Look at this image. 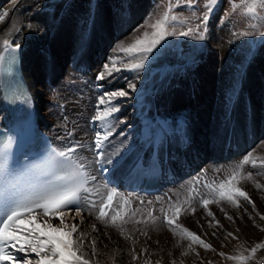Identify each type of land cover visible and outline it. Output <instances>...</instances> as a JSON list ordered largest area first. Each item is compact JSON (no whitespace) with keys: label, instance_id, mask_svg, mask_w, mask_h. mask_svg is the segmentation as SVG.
I'll return each mask as SVG.
<instances>
[{"label":"bare ground","instance_id":"obj_1","mask_svg":"<svg viewBox=\"0 0 264 264\" xmlns=\"http://www.w3.org/2000/svg\"><path fill=\"white\" fill-rule=\"evenodd\" d=\"M55 1L57 2V0H36V1L19 0L16 3L10 18L0 21V36H3L5 34V32L10 28L13 22H18L21 28V31L19 33H14L10 37V39L12 40L13 45H15V43L17 42L21 45V65L27 85L30 90L32 102L35 105L38 123L45 132H47L49 135L52 136L54 143L57 146H59L60 149L66 150L69 147L76 148L78 145L80 146L77 150V155L79 159L82 160L87 165V170L90 173V175L96 178L95 181L92 182V185L96 190L97 189L99 190V195H97L100 198L99 201L106 194V190L114 188L117 193V195L114 196V201L117 205H119L122 202L123 198L127 197L130 200V205L132 208L143 209L145 211V212L144 211L139 212L136 217L137 219L138 217L142 218V216L146 215L148 210L153 209L154 215L158 214L162 220L163 219L162 210H164V212H167L169 215H171V212L168 211L169 207L163 208L162 210L159 209V205H163V204H159L160 202L162 203L168 202L165 201L167 200L166 199L168 192L167 187L160 189L159 193L162 194L161 195L162 197L160 196L158 198L157 196L155 197L154 194L142 196L140 194H137L136 192H131V191L123 192L120 190L119 186L116 187L115 184L120 179V177L127 169V167L131 164V162L135 160L136 157H138L139 155H143L144 157L146 155L148 156L149 151L147 149L145 150V146L143 142L148 141L149 139H151L149 143L153 141V139H157V138L162 140V143L164 144L161 143V145L159 146L157 145V147L160 148L163 151V153L167 152L166 161L169 168L174 169L179 167L180 168L185 167V170L190 172L196 168L199 169L200 166L202 165L200 164V162L203 159L208 158V155L215 158L224 157L226 153L224 152L225 150L232 153L233 151L236 152V150L240 151L241 148L244 147L245 144L243 143L244 138L243 135H241L240 129L238 127V124L240 125L241 122L240 123L236 122V125H234V127L230 125L228 129L226 130L222 129L221 132L218 131L220 132L219 134L213 133L211 135L213 145L209 148L207 153L203 152L202 146L203 144H206L207 135L198 133V131L195 130V126L201 124V122L203 123V121H201V118L200 119L198 118L197 121H194L190 114L191 112L190 109L200 108L202 110L201 112L204 111L203 116L205 119L206 118L205 111L208 110V103L210 108L216 107L217 108L216 110L218 111L220 110L222 111V113L228 111V113L231 114V117L233 114V109L235 110V113L240 111L239 109L240 105L238 103L239 100L236 97L235 98L237 99V101L235 102L233 101L234 105L232 107L228 106V108L226 109L227 106L225 107L224 105L223 107L224 109H220L219 106H222V102H216L215 100L213 101L214 92L213 89L210 88L209 78H208L209 76L214 75L216 74V72H218V70L215 71V69H212L211 67V64L215 62V59L221 58V62L224 64L225 61L229 60L227 58L228 56H230L231 53H232L231 55L233 56L236 53L235 48L232 47V45L229 43V41L231 40L229 38L231 37H229L230 31H228L227 29L228 26L224 25V23L219 25L220 27L218 34V41H219L218 43L220 44V46L216 47L215 45L214 46L211 45L212 43L210 44V40H209L208 48L205 49L204 54L202 55L203 57L201 56L202 60L199 61L200 63L198 62L195 64L196 66L194 68L199 69L198 74L201 75L199 76L201 77L200 80L196 82L195 81L196 76H194L193 79L189 77L191 80L189 81V83L187 82L186 83L187 86L190 85V87L184 85L186 83H184L183 85L178 84L177 81L175 83L174 80L168 83V85L166 86L172 92L176 91L181 94L183 93V96L176 98V96H173L175 92H173L174 94L170 92L167 94L166 103L163 106H161L154 98L150 96L151 94L148 93L147 95L146 94L142 95L139 101L142 103L141 105L144 106L142 108H139L137 112L140 120L139 123L140 124L142 123L144 126L141 129V132L143 129H146L144 131V137L143 135L139 136L140 134L138 135V133L137 136L134 135L136 137H133L132 134L126 132L127 130L125 129V127L120 128L117 131L114 128L113 135L105 143L103 150L104 151L103 159H96V154H92L90 148V137L92 135L94 136V131L87 129L86 126L80 124V121L73 122L71 116L69 115V109L72 107L71 104H66L67 112L65 117L63 118L65 121H62L61 119L62 111L58 112L57 110L58 102L56 101V107H57L56 109L53 107L54 102L46 103V98L48 97L47 94L51 92L48 91L49 86H47L46 84H48L52 80L55 83L54 85L56 86V88H58L59 86L63 85L64 81L67 82L66 80L70 76L69 71L73 72V70L75 69L82 70L84 75L85 73H89L91 71L90 61L92 60L93 62L95 61V59L87 58L88 52L93 50L95 47H97L101 51L100 52L101 55L102 53L101 47L105 43L110 44L111 42H113L111 38L114 36L113 29L115 27L113 28L112 24L115 23L116 21L118 22V20L120 19L124 20L125 17L124 16L116 17L114 15L115 11H118L119 9H114L112 0H101V4L99 5L97 12L94 11L92 8L90 9L88 7L85 10L83 9L84 11L83 13L77 12L76 7L79 8V6L76 1L70 0L69 2H67L68 3L67 5H63L59 8H55V4H56ZM2 2L6 3L8 1L0 0L1 4ZM11 3L12 2H10V4ZM92 22H94L93 26H91ZM28 25H31L32 27L29 28ZM121 33L123 32L121 31L120 33L117 34L119 35V38L117 37L118 38L117 44L123 43L125 46H127V44L135 38L133 35L130 34L122 35ZM214 43L216 44V42ZM68 50L74 52V59H72L73 58L72 57L71 60L70 59L67 60V58L65 60L64 57L68 53ZM100 55H97L96 57H99ZM246 55H247L246 53L243 54L242 59L240 60L242 63L240 62L241 64L238 65L239 67L236 66L237 68L235 70L232 69L230 63L227 64V66H229L234 72L237 73L236 74L237 76L238 74L241 73L240 70L244 63L243 60L246 58ZM162 57H163L162 53H157L153 57L151 56L149 61L147 62H150L153 65L154 69H156V67L159 66V64L162 66L161 63ZM237 62L238 61H236V63ZM253 62L254 63L250 66V69L254 71L255 74L257 73L256 71V67L258 66L257 64L261 62V58L260 57L254 58ZM156 73L157 72L155 73L153 72L151 74L152 76L146 78L144 82L146 84H150L152 79H154L160 74V73L158 74ZM164 76H169V74L168 73L164 74ZM40 77L46 80L47 82L45 81L46 82L45 84L43 80L38 82V79H41ZM257 80L258 79L249 80L248 78L245 80V84L247 85V88H250L249 89L250 98H251V93L253 94V92H250L253 91L252 85H254L255 81ZM164 81L165 80H162V82ZM202 82L203 84L199 85V83ZM242 86L243 89H245V85L242 84ZM190 88H192L191 91ZM185 92L187 95L185 94ZM70 95H72L71 92ZM175 98L177 100H175ZM64 99H66V92H65V97L60 96L59 101L61 100L64 101ZM149 99L155 100L154 103H152L154 106H147L149 103L148 102ZM256 101L257 99L255 98L250 99V101H248L246 105L247 106L248 104L249 106L251 105L250 108H252L253 106L257 107ZM258 109L259 110L261 109L260 106ZM247 110L249 111V108ZM142 111L145 112L144 115L140 114ZM242 112H245L243 115L245 114L246 116L249 115L248 112L246 111H242ZM58 113H60V115ZM93 115L94 114H91V116L89 115L90 116L89 122L91 123V125H93L96 128L98 127V124L94 125L91 120V117ZM75 118L78 119L79 117H75ZM216 119L217 116L212 118L211 121L213 122ZM7 120H8V114L5 112L3 101L0 94V125L2 126L5 125L7 123ZM198 120H200L201 122H198ZM214 123L215 122H213V125ZM232 131H234L235 133V138H234L235 142L233 143L235 145L233 148L231 147L232 149H227L225 147L223 149V146L219 145V142L222 139L221 134H223L224 132V134L228 135V138L231 139ZM247 132L248 134H252L253 133L252 127L249 126L247 128ZM115 133H119V134L117 136H114ZM178 137L186 138L187 140H189V142L186 143V145L183 147L184 144L179 145L180 142L179 140H177ZM87 139L89 143L87 142ZM231 141L233 140L231 139ZM247 141H249L248 138ZM172 142L175 143L176 145L175 144L172 145ZM260 145H262L261 141H260ZM260 145L258 144L254 149L252 148V150L250 147L249 152H252V154L255 152L258 153L260 151L259 150ZM217 146H219V148ZM95 160H98L99 163H102L104 165V168L107 169V171H102L100 173L95 172L92 167L93 161ZM109 160H112L113 163H108ZM116 160H119L120 163L115 164ZM201 172L202 173H200V176L198 178L190 176V179H188L184 183L187 184L186 194L185 193L183 195L178 194L176 197H174L175 198L174 202L178 201L179 206L186 207V205H184V201L188 198L187 194H189L190 190H192L194 193H197L195 192V189H196V185L198 184H195L194 183L195 181L200 180L201 185L206 184L204 176L208 174L207 173L208 171L201 169ZM241 187L243 188V190H245L248 193L249 197L255 204V209L253 208V205L249 204V206L252 207L254 211L255 210L260 211L261 209H262L261 212L264 211V208H262L263 206L262 201L259 200L260 198L257 195V193L254 192L249 193V190L247 189V186L244 183L241 184ZM169 190L172 192L170 188ZM195 197L197 202L191 201V203L197 207L196 213L188 214V212H185L183 215H181L179 223H181L184 227H187L189 230L195 233L197 232V229H195L192 226V224L193 221H199V223H201V227L203 226L202 227L203 230L208 231L209 228H206L205 226L209 227L210 220H208V218L204 216L203 213L204 210L203 208L199 207L198 204V201L202 196H200L199 193H197ZM155 198L157 202L153 203ZM160 199L161 201L158 203ZM212 205H210L209 208L214 213L215 219L218 221H222L221 220L222 214L220 213V210L215 209L216 205L214 206ZM245 205L247 204H244V206ZM130 210L131 209H129V211ZM224 210L225 212H227L229 216H232L233 219L236 218V216H238L239 214L242 215V210L239 208H234L230 206V207H224ZM71 216H74V212L66 214V223L69 226L72 223H76L79 225L80 217H75V219L73 220L71 218H68ZM245 217L247 218V216ZM83 219H84V224L82 225V230L90 233L89 242H88L89 259L90 260L94 259L97 262V264H145V261H149L150 259H152V257L158 260L160 259V261H166L165 260L166 257L176 258L177 260L180 257H182L180 258L181 261H186L187 264H201L198 262L199 259L201 260V258H206V259L211 258L210 259L211 263L223 264V263H227L226 260L227 256L224 257L218 256L219 253L221 252L226 253L229 252V250H234V245H236L235 249L242 248L243 246L242 241L246 239V241L250 242L252 241V239L254 240L256 238V235L252 231L246 232L243 229L246 225H248V224L246 225L244 224L245 222L243 221L245 220H243L242 223L240 222L239 224H235V225L233 224L232 225L233 228L231 229L230 227L231 230H229L231 231V233L234 234L233 236L238 238L239 240L227 236L226 232H228V230L224 232L222 231L223 229L222 227L216 228L215 226H212L210 227L209 232L206 231L205 234L203 233L204 236L202 240H204L207 244L211 245L212 249L215 248L217 252L213 250H205L203 248L198 250V255H197V251L195 247L196 243H193L190 238L189 240L187 239L188 241H185L184 239H181L179 236L174 237L172 233L165 228H160L159 231L149 230L148 234L150 235L148 238L143 237L142 239L139 238L137 239L135 237L137 240L134 239L136 240V243L133 245L131 240L126 241L123 237L119 235L117 231H115L111 227L105 228L100 224L99 221L95 220L93 216H89L87 212L83 214ZM228 220L229 219L224 218L222 223L224 222L226 225L228 224L227 223ZM239 220L240 218H238V221ZM55 223L58 225L59 221L57 220ZM231 223L232 222H230L229 224ZM92 224L97 225L98 232L95 233L92 232L91 229ZM25 226L27 227L29 225L26 224ZM135 226L139 228L142 227L141 225L138 224H132V223L127 224L125 225L126 232L127 233L133 232V227ZM249 229H251V227ZM216 231L218 232V238L212 239L210 237V232L215 233ZM105 232H107L108 235H105ZM55 235H60V233H55ZM171 237H173V239L177 238V241L178 238L181 239L182 244L179 241V244H181V246L179 245L180 247H178V245H176L175 242L172 241L173 239ZM92 238L96 239L97 241L96 247L98 249V255L94 258L91 255L90 240ZM189 245H191V247H189ZM142 249H146L147 251L142 253L141 252ZM133 251L138 257L137 260H135V262L131 261ZM185 252L187 253V255H183V253ZM19 255H23V253ZM220 260L223 261V263H220ZM249 262L250 264H254L253 260H250Z\"/></svg>","mask_w":264,"mask_h":264},{"label":"snow or ice","instance_id":"obj_2","mask_svg":"<svg viewBox=\"0 0 264 264\" xmlns=\"http://www.w3.org/2000/svg\"><path fill=\"white\" fill-rule=\"evenodd\" d=\"M195 3L196 0H188L186 6L193 8ZM217 3L218 0H206L201 17H196L193 12V17L199 22L195 26H188L191 18L181 19L171 14L173 6L170 2L167 11L154 23L149 22L152 16L145 21V25L151 28V32L144 31L142 36L135 37L127 46L123 43L117 45L95 79L102 81L121 71L134 72L138 76L150 57L160 53L170 37L191 36L195 40L204 41L210 15ZM238 7H243L241 13L243 16L264 21V16L257 15L258 8L264 9V0H240L239 5L231 4L233 12ZM6 17L7 12L0 14V21ZM145 25L140 27L144 28ZM28 27L32 26L28 25ZM251 27L255 28L256 25L252 24ZM20 31L18 22H13L5 34L0 36V75L10 74L15 67L21 45L18 42L13 45L10 37ZM252 34L251 32L243 33L246 36ZM259 35L264 36V32H260ZM127 88L136 91V85L131 80L128 81ZM128 94L127 90L121 88L97 97L96 111L91 120L94 125L98 124V127L94 129V137L90 145V148L95 150L96 159L104 157L105 143L113 135L114 121L117 120L115 114L120 111L119 100L127 97ZM119 122L123 123V120ZM12 143L11 138L0 143V264H97L94 259L90 260L88 255L90 233L82 230L85 212L93 216L105 228H113L126 241L131 240L133 245L136 240L126 232L125 228V225L130 223L142 226L133 228V232L138 231L142 236L148 237L149 230L159 231L160 228H166L174 237L190 238L193 243H198L205 250L214 251L211 245L200 236L179 223L181 215L185 212L195 214L197 211V207L191 203L197 193L192 190L184 201L186 207L179 206L178 201L169 202L168 211L171 215L162 210V220L154 215L153 210H148L142 218L134 219L140 210L132 208L127 197L117 205L114 201V196L117 195L114 188L106 190V194L98 203L89 199V196L93 194L90 184L96 178L88 173L87 165L79 159L77 155L79 145L66 150L49 146L38 159L17 166L10 152ZM252 155L249 152L244 156L242 162L230 170L218 183L214 180L210 184H204L208 192L199 199L198 204L208 217H212L215 225H219V221L215 219L214 213L209 208L212 204L220 206L223 202L231 207L239 208L241 206L239 201L242 198L255 209V204L241 187L243 182L251 180L253 176V172L245 173L242 171L243 168L250 162L252 168L257 167L255 159L250 161ZM108 163L113 161L109 160ZM119 163V160L115 161V164ZM261 164L264 165V161ZM101 171H107V169L101 168ZM194 183L199 184L200 180ZM256 187L260 188V185L257 184ZM95 194L99 195L98 189ZM220 210L225 211L223 207ZM72 212L74 216L68 218L74 220L75 217H80L79 225L72 223L69 226L66 223V214ZM225 216L233 220L227 212ZM260 219L264 220V215H261ZM57 220L58 225L55 223ZM212 221H209V227L214 226ZM26 224L29 226L26 227ZM91 229L94 233L98 232L96 224H92ZM105 235L108 233L105 232ZM227 236L236 239L231 232H228ZM90 244L91 255L94 258L98 255L96 239L92 238ZM261 249H264V242L245 249L247 255H229L227 259L236 261L237 264H248ZM145 251L147 250H141L142 253ZM21 253L23 255H19ZM219 255L224 257L225 253L221 252ZM137 258L133 251L132 260L135 261ZM145 264H151V262L145 261Z\"/></svg>","mask_w":264,"mask_h":264},{"label":"rangeland","instance_id":"obj_3","mask_svg":"<svg viewBox=\"0 0 264 264\" xmlns=\"http://www.w3.org/2000/svg\"><path fill=\"white\" fill-rule=\"evenodd\" d=\"M7 1L8 2H6V3H3V2H2V4L0 3V14L7 12V17L4 20L10 18V16L12 15V12L14 10V7L19 0H15V2H14V0H7ZM21 1H24V0H21ZM69 1L70 0H57V2L55 1L56 2L55 8H59L63 5H67L68 4L67 2H69ZM73 1H76L78 3L79 8L76 7L78 13H80V12L83 13L84 12L83 9L85 10L88 7L90 9L92 8L94 11L97 12L99 5L101 4V0H73ZM10 2H12L13 4L12 3L10 4ZM112 2H115V1L112 0ZM170 2L173 6V12L171 14L177 15L181 19L191 18V23L188 26H195V24L198 23L199 21L195 17H193V12H195L196 17H201L202 13L204 11V5L206 3V0H196V3H195L193 8H188L186 6L188 3V0H178V6H177V0H116V3L118 5H114L113 7H114V9H119L120 11L119 10L115 11L114 15L116 17L117 16H124L125 18H124V20L120 19V20H118V22L116 21L115 23L112 24L113 28L115 27L113 29L114 30V32H113L114 36L111 38L113 41V42H111L112 44L111 43L110 44L105 43L101 47L102 48L101 55H100L101 51L97 47H95L93 50L88 52L87 58H94L95 59V61H93V62H92V60L90 61L91 71L89 73H85V75H84L82 70H76L75 69V70H73L74 73L72 71H69V74H70L69 78L70 79L67 78V80H66L67 82H65L63 79V81H64L63 85L65 84L64 86L61 85L58 88H56V86L54 85L55 83L52 80H51V82L46 84L47 86H49L48 91H51L50 93L47 94L48 97L46 98V103L47 102H51V103L54 102L53 107L55 109L58 107L57 108L58 112L62 111L61 112L62 121H65L63 118L65 117L66 112H67L66 104H71L72 107L69 109V115L71 116L73 122L74 121H80V124L86 126V123H87L86 117L89 115L91 116V114H95L96 106H97V97L103 93L112 92V91H115L117 89L123 88V89L127 90L129 94L127 97L120 98V100H119L118 106L120 108V111L115 114L117 117V120L114 121V128L117 131L120 128L125 127V129L127 130L126 132H129V134H132L133 137H136L137 133H138V135L140 134L139 136L143 135V137H144V131L146 129H143L141 132V129L144 126L142 123L141 124L139 123L140 120H139L138 112H137L139 110V108H142L144 105H141L142 103L139 101V99L142 97L143 94L147 95L149 93V94H151L150 96L152 98H154L158 102L159 105L163 106L166 103L167 94L172 92L171 90H169L166 87L168 85V83H170L171 81L174 80L175 83L177 81L178 84L183 85L186 82L189 83V81L191 79H193L194 76H196L195 77L196 82L198 80H200L201 77H199V76H201V75L198 74L199 69L194 68L196 66L195 64L202 60V57H203L202 55L204 54L205 49L208 48L209 40H210V44L212 43L211 45H213V46L215 45L216 47L220 46V44L218 43L219 42L218 41V34H219V27H220L219 25L224 23V25L228 26V28H227L228 31H230L229 37H231V38H229V37L228 38L231 40L229 41V39H228V41L232 45V47L235 48L236 53L234 56L231 55L232 53L230 54V56H228L227 59H229V60L225 61V63H224L226 67L221 62V58H219V59L217 58L218 60L215 59V62L211 64V67H212V69H215V71L218 70V72H216V74L208 77L209 78V85H210V88L213 89V92H214L213 101L215 100L216 102H222V106H219L220 109H224L223 108L224 105H225V107L227 106L226 109L228 108V106L232 107L234 105L233 101L235 102L238 99L239 100L238 103L240 105L239 106L240 111L235 113V110L233 109V114L231 117V114L228 113V111L222 113V111L216 110L217 109L216 107L210 108L209 103H208V110L205 111V113H206L205 119L203 116L204 111L201 112L202 110L200 108L199 109L198 108L190 109L192 112V113L190 112V114H191V117L194 121H197L198 118L199 119L201 118V121H203V123H202L200 120H198V122H201V124H199L200 126L196 125L195 130H197L198 133H202L203 135L204 134L207 135L206 136V144H203V146H202L203 152H205V153H207L209 148L213 145V142L211 139L212 138L211 135L213 133L219 134L222 129L226 130L230 127V125H232V127H234V125H236V122H238V123L241 122L240 125L238 124V127L240 129L241 135H243V138H244V142H243V143H245L244 147L241 148L240 151L236 150V152L233 151L232 153L225 150L224 152H226V153H225L224 157L215 158V157H211L209 155L208 159L203 161L202 166L204 167V170L208 171L207 173L209 175V178L207 177V180H206V182L208 184L212 183L214 180L218 183L230 170H232L236 165H238L239 163L242 162L243 157L248 154L250 147H251V150H252V148L254 149L258 144L260 145V141H261L262 145H260L261 147L259 146V150H260L258 152L259 154L257 152H255V153H253V156L250 157V161L252 159L256 160V162H257L256 169L252 168L251 162H250L248 165H246L243 168L242 171L245 173L249 172V171L253 172V176H252L251 180L245 181L243 183L247 186L249 193H252V192L257 193V195L260 198L259 200L262 201V204L264 206V165L261 164V162L264 161V107H262V106H264V36L259 35L260 32H264V21H257V20H253L250 17L243 16L241 14L243 12V7H238L233 12L231 9V4L234 3V4L239 5L240 0H218V3L214 7V10L210 15L208 25H207L206 39L204 41L195 40L191 36H189V37H170L168 39L167 44L165 45V47L160 52L163 55L162 62H161L162 66L159 64V66H157L158 68L156 67V69H154L153 65L150 62H146L145 68L139 72L138 76L134 72L121 71L119 73H114L111 78H106L105 81L104 80L97 81L95 79V77L97 76L95 74H98L100 71L103 70V65L106 62H108L109 56L112 55L113 50L115 48H117V45H118L117 40L119 38V35H117V34L122 31L123 32V33H121L122 35L123 34H125V35L130 34V35H133L134 37H137V36H142L144 31L151 32V28H149L145 25V21L148 20L150 16H152V19L149 22L154 23L156 19H159L163 15V13L165 11H167ZM121 4L123 6L120 7ZM131 5H135V6H131ZM124 8H129L132 10H131V12L128 13V12L123 11V10H125ZM257 15L264 16V9L258 8L257 9ZM93 23L94 22H92L91 26L94 25ZM119 23H120V25H119ZM252 24H255L256 27L255 28L251 27ZM141 25H145V27L141 28L140 27ZM244 32H251L253 34L246 36V35H243ZM210 36H211V38H210ZM211 40H213V41H211ZM214 42H216V44ZM245 53L247 55H246V58L243 60L244 63L241 67L242 71L240 70L241 75L238 74V76H237L236 75L237 73L234 72L233 70H235L237 67H239L238 65H240L242 63L240 60L242 59V56ZM97 55H100V56L96 57ZM258 57L261 58V62H259L257 64L258 65L256 67L257 73L254 74V71H252L250 69V66L254 63L253 59L258 58ZM64 58H65V60H66V58H67V60L68 59L71 60V58L74 59V52L71 50H68V53L65 55ZM236 61H238V62L236 63ZM228 63L231 64V67L233 70L229 66H227ZM121 67H122V65H121ZM94 68H95V71H94ZM153 72L154 73L157 72L156 74H158V73H160V74L157 77H155L154 79H152L150 84H146L144 82L145 79L152 76L151 74ZM242 72L244 75L242 74ZM162 73H164V74L168 73L169 76H164V74H162ZM189 77H191V79ZM247 78L249 80L258 79L257 81H255L254 85H252L253 91H250V92H253V94L251 93V98L249 95L250 94L249 93L250 88H247V85L245 84V80ZM42 80H43L44 84L47 82L43 78L38 79V82H40ZM129 80H131L133 83H135L136 91H132L131 89L127 88V83ZM162 80H165V81L162 82ZM243 81H244V83H243ZM187 83L184 85L187 86ZM38 84H40V83H38ZM202 84H203V82L199 83V85H202ZM242 84L245 85V89H243ZM99 85H101V86H99ZM162 87H163V89H162ZM187 87H190V85ZM165 88H167V89H165ZM191 89L192 88H190V91H191ZM65 92H66V99H64V101L63 100L59 101L60 96L65 97ZM70 92L72 95H70ZM173 92H175V94ZM173 92H172V94H174L173 96H176V98L183 96V93L181 94V93L176 92V91H173ZM185 94H186V92H185ZM53 97L56 99H54ZM74 98H76V99H74ZM176 98H175V100H177ZM254 98L257 99V101H256L257 107L253 106L252 108H250L251 105L249 106V104H248V106H247L246 103H248V101H250V99H254ZM155 100L149 99L148 100L149 103L147 106H154L152 103H154ZM56 101L58 102V105H59V106L57 105V107H56ZM259 106L261 108L260 110L258 109ZM247 107L249 108V111L247 110L248 109ZM197 109H198V111H197ZM101 110H102V106H101ZM242 111L248 112L249 115H247V116H246V114L243 115L245 112H242ZM144 113L145 112L142 111L140 114L144 115ZM58 114L60 115V113H58ZM239 115H240V117H239ZM216 116H217V119L215 121H213V122H215L213 125V122L211 121V119L216 117ZM75 117H79V118L76 119ZM120 120H123V123H120L119 122ZM233 121H235V122H233ZM195 124H197V123H195ZM212 126H213V128H212ZM249 126L252 127V129H253L252 134H248V132H247V128ZM86 128H87V126H86ZM218 131H220V132H218ZM118 134L119 133H115L114 136H117ZM223 134H224V132H223ZM223 134H221L222 135V139H221L222 142L220 141L221 143L219 142V145L223 146V149H224V147L227 149H232L233 147L231 148L229 145L230 144H231V146L235 145V144H233L235 142L234 141V138H235L234 131H232V136H231V139L233 141H231V139L228 138V135H225V134L223 135ZM134 135H136V136H134ZM245 136L246 137L248 136L247 138L249 139V141H247V138ZM223 137H225V138H223ZM250 139H251V141H250ZM217 147L219 148V146H217ZM247 149H248V151H247ZM214 170H216V171H214ZM217 171L221 174H219ZM183 180H184V178H183ZM184 183L182 182V183L178 184L176 181L170 185V188L172 189V195L170 197V202H174V199H175L174 197H176L178 194L183 195L184 193L185 194L187 193L186 192L187 185H184ZM257 184L260 185V188L256 187ZM197 191H198V193L201 194L200 196H204L208 192V189L205 188L204 186L200 185V186H198ZM187 195L189 196V194H187ZM258 196H257V198H258ZM160 201H158V203ZM192 201L197 202L195 197ZM159 204H163V205H159V209H161V210L163 208L169 207L168 206L169 201L164 202V203L160 202ZM223 204H224V207H230L229 205H227L225 203H221L220 206L216 205L215 209L220 210L221 207H223ZM244 204H247V205L244 206ZM214 205L215 204H213L212 206H214ZM240 205L241 206L239 207V209L242 210V215L239 214L238 216H236V218L233 219V221L228 220L227 221L228 224H226V225L224 222L222 223L223 219L226 218L225 211L220 210V213L222 214L221 215L222 221H219V225H215V222L212 221V217H208L206 215L205 211H203L204 216H206L208 218V220L212 221L213 225L216 228L222 227L223 228L222 231H224V232H226L227 230H228V232H231L229 230H231L233 228L232 227L233 224L234 225L239 224L240 222L242 223V221L245 220V221H243V222H245L244 224L245 225L248 224V225H246V226L244 225L245 227L243 229L246 232L252 231L256 235V238L254 240L252 239V241H250V242L246 241V239L244 241L240 240L243 242L242 248H236L235 249L236 245H234V250H229V252L225 253V256H229V255L235 256V255H241V254L247 255L248 253L245 251V249H250L253 246H255V244L260 243V242H264V230H262V229H264V220L260 219V216L264 215V211L261 212L262 209L260 211L259 210L254 211V209L252 207H250L248 203L244 202L243 199H242V201L240 199ZM263 206H262V208H264ZM139 210H140L139 212L144 211L143 209H139ZM251 213H252V215H251ZM258 213H259V215H258ZM243 215H244V217H243ZM250 215H251V217H250ZM156 216L160 217L158 214ZM245 216H247V218ZM138 218H141V217H138ZM238 218H240L239 221H238ZM134 219H137V218L134 217ZM235 220H237V221H235ZM230 222H232V223L229 224ZM192 226L195 229H197V232H195V234H197L198 236H200L201 239H203V236L207 230H203V228H202L203 226L201 227V223H199V221H193ZM205 227L210 229V227H208V226H205ZM230 227H231V229H230ZM250 227H251V229H249ZM133 228H139V227L135 226ZM209 229L207 232L210 231ZM228 232H226V233H228ZM201 233L202 234L204 233V234L202 235ZM213 233L214 232H212V233L210 232V237L212 239L218 238V232L216 231L215 235H213ZM128 234L132 235L133 239H136V238L142 239L143 237H145V236L140 235L138 231H136L134 233L128 232ZM149 235L150 234H148V237H149ZM171 238L173 239V237H171ZM184 240L188 241L189 239L188 240L184 239ZM236 240H239V239L236 238ZM172 241H174L175 244L177 245V238L173 239ZM178 241L181 242V239L178 238ZM181 244H182V242H181ZM181 244H179V245L181 246ZM197 244L198 243H196V246L195 245L194 246L196 247V251L198 254V250L203 249V247H201L199 244L198 245ZM179 245H178V247H180ZM186 249H188V248H186ZM237 249H239L240 251ZM214 251L217 252L215 248H214ZM218 256H220V255H218ZM180 258H182V257H180ZM180 258L177 260L176 258H170V257L167 258L166 257V259H165L166 261H160V259L158 260V259H155L154 257H152V259H150L149 261L151 262V264H157V261H159V264H164V263L165 264H168V263L173 264V262H175V264H187L186 261H181ZM210 259L201 258V260L199 259L198 262L201 264H210V262H211ZM226 260H227L228 264H237L236 261H228L227 257H226ZM252 260L254 261V264H264V249L259 250L254 255ZM131 261L135 262L132 259H131ZM220 263H223V261L220 260ZM227 263H223V264H227ZM211 264H213V263H211ZM248 264H250V262H248Z\"/></svg>","mask_w":264,"mask_h":264}]
</instances>
